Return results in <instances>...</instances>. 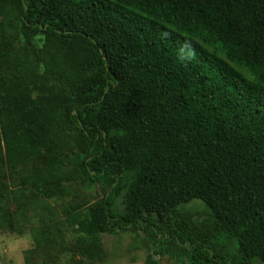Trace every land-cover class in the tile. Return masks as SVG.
Listing matches in <instances>:
<instances>
[{"label":"trees","instance_id":"16d2710c","mask_svg":"<svg viewBox=\"0 0 264 264\" xmlns=\"http://www.w3.org/2000/svg\"><path fill=\"white\" fill-rule=\"evenodd\" d=\"M77 181L82 259L141 231L144 264H264V0H0V230Z\"/></svg>","mask_w":264,"mask_h":264},{"label":"rangeland","instance_id":"374dc122","mask_svg":"<svg viewBox=\"0 0 264 264\" xmlns=\"http://www.w3.org/2000/svg\"><path fill=\"white\" fill-rule=\"evenodd\" d=\"M63 197L44 199L21 191L9 205L10 224L0 230V264H144L153 251L152 242L141 232L102 234L105 258L87 261L71 253L76 233L68 223L73 214L84 213L88 205L103 197L100 184L87 188L80 181L67 183ZM18 188V187H17ZM124 193L114 201L116 212L124 208ZM179 213L195 226L210 223L209 213L199 202L181 207ZM52 242L45 245V239ZM38 243H42L38 247ZM158 264H175L168 255L155 256Z\"/></svg>","mask_w":264,"mask_h":264}]
</instances>
